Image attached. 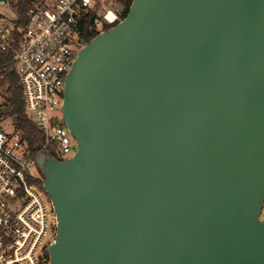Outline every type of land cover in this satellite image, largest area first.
<instances>
[{"label": "water", "instance_id": "obj_1", "mask_svg": "<svg viewBox=\"0 0 264 264\" xmlns=\"http://www.w3.org/2000/svg\"><path fill=\"white\" fill-rule=\"evenodd\" d=\"M61 114L74 154L34 157L48 264H264V0H131Z\"/></svg>", "mask_w": 264, "mask_h": 264}, {"label": "built area", "instance_id": "obj_2", "mask_svg": "<svg viewBox=\"0 0 264 264\" xmlns=\"http://www.w3.org/2000/svg\"><path fill=\"white\" fill-rule=\"evenodd\" d=\"M121 19L112 0H30L23 25L0 20V56L8 53L25 111L41 132L38 152L58 160L76 146L61 114L64 78L85 34L94 35ZM6 75L0 66V111L6 107ZM9 127H6V120ZM21 132L0 118V264H48L45 252L55 235L51 203ZM42 185V184H41Z\"/></svg>", "mask_w": 264, "mask_h": 264}, {"label": "trees", "instance_id": "obj_3", "mask_svg": "<svg viewBox=\"0 0 264 264\" xmlns=\"http://www.w3.org/2000/svg\"><path fill=\"white\" fill-rule=\"evenodd\" d=\"M112 2L114 7L118 9L120 17H124L131 0H112ZM29 3L30 0H14L12 2V6L16 11V23L18 25L24 24L25 13ZM107 28H109V26L105 27V29ZM93 36V33L85 34V41L88 42ZM0 66H4L6 69V75L2 84L8 85L6 89V107L0 111V118L10 117L13 120L14 127L21 132L30 155L35 156L37 154L38 143L41 140V132L25 111L19 77L13 68L10 54L6 53L3 56H0ZM36 182L43 190L41 180L37 179ZM45 255L48 262L47 251L45 252Z\"/></svg>", "mask_w": 264, "mask_h": 264}, {"label": "rangeland", "instance_id": "obj_4", "mask_svg": "<svg viewBox=\"0 0 264 264\" xmlns=\"http://www.w3.org/2000/svg\"><path fill=\"white\" fill-rule=\"evenodd\" d=\"M14 0H0V20L3 22L11 21L16 17V11L14 7L12 6V2ZM6 127H9V120L7 119ZM264 217V203L263 208L260 214V218Z\"/></svg>", "mask_w": 264, "mask_h": 264}]
</instances>
